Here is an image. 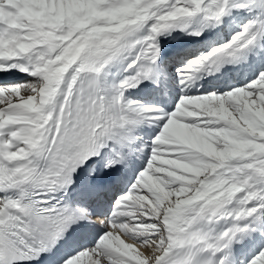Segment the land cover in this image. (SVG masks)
Returning <instances> with one entry per match:
<instances>
[{
    "label": "snow or ice",
    "instance_id": "6c2138e0",
    "mask_svg": "<svg viewBox=\"0 0 264 264\" xmlns=\"http://www.w3.org/2000/svg\"><path fill=\"white\" fill-rule=\"evenodd\" d=\"M0 264H264V0H0Z\"/></svg>",
    "mask_w": 264,
    "mask_h": 264
}]
</instances>
